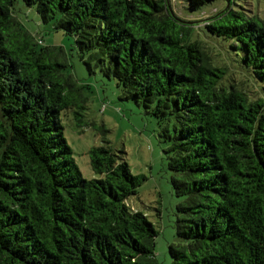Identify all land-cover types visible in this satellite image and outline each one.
I'll use <instances>...</instances> for the list:
<instances>
[{
    "label": "trees",
    "instance_id": "obj_1",
    "mask_svg": "<svg viewBox=\"0 0 264 264\" xmlns=\"http://www.w3.org/2000/svg\"><path fill=\"white\" fill-rule=\"evenodd\" d=\"M22 1L160 127L182 199L170 264H264V21L230 6L188 21L167 0ZM13 7L0 0V264H160L158 230L127 204L146 177L86 120L66 51ZM69 112L100 136L87 151L95 178L64 138Z\"/></svg>",
    "mask_w": 264,
    "mask_h": 264
},
{
    "label": "rangeland",
    "instance_id": "obj_2",
    "mask_svg": "<svg viewBox=\"0 0 264 264\" xmlns=\"http://www.w3.org/2000/svg\"><path fill=\"white\" fill-rule=\"evenodd\" d=\"M171 11L181 19L202 20L227 6L248 16L264 21V0H214L196 11L187 10L185 0H167ZM15 17L33 34L42 39V45L62 47L68 56V72L87 90L88 106L85 118L107 129L106 139L110 146L122 151L130 172L141 174L146 181L138 188L127 204L142 212L158 230L155 240V257L160 264H170L167 252L169 243L175 241L177 206L181 198L175 196L163 150L166 143L160 135V127L154 118L130 101H119V91L113 79L104 77L95 70L90 74L72 49V40L51 26L43 24L33 7L25 6L22 0H14ZM195 24V23H194ZM64 138L72 150L73 158L85 179L95 178L89 166L87 151L101 144L100 136L90 127L75 128L69 112L62 115Z\"/></svg>",
    "mask_w": 264,
    "mask_h": 264
}]
</instances>
